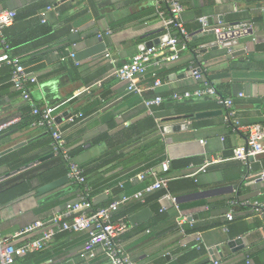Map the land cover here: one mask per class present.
<instances>
[{
	"label": "crops",
	"instance_id": "crops-1",
	"mask_svg": "<svg viewBox=\"0 0 264 264\" xmlns=\"http://www.w3.org/2000/svg\"><path fill=\"white\" fill-rule=\"evenodd\" d=\"M37 1L5 0L0 2V11L22 9ZM179 1L184 6L180 20L196 48L198 65L192 60L191 50L182 47L176 59L148 68L168 70L160 86L151 88L152 79L145 74L137 83L142 91L133 92L114 71L144 50L147 43L164 35V24L155 13L154 1L52 0L51 9L39 12L42 21L45 19L58 30L70 20L72 27L53 42L45 44L39 36L38 43L43 44L23 46V61L35 58L25 63L37 76L30 88L31 96L38 105L53 106L55 117L69 113L56 122L64 130L70 153L85 171L93 191L92 204L100 206L108 199L129 197L113 218L124 217L128 221L122 241L135 264H214L216 259L222 264H264V223L259 214V207L264 204V181L259 175L264 170V154L251 160L258 162L257 170L231 158L234 147L245 145L246 135L233 123L227 124V109L213 96L183 99L211 97L219 105L198 111L196 116L174 115L169 108L174 101L169 99L172 92L193 90L203 84L207 75L220 94L233 99L234 116L241 124L264 123V0ZM202 16L211 27L228 32L227 41L234 43L223 47L218 33L203 32L197 21ZM239 22H251L252 26L229 28ZM214 41L218 47L210 48L208 45ZM200 67L205 70L204 75L196 79L192 68L200 72ZM9 70L7 62H0V123L14 120L0 133L9 132L0 139V157L47 132L30 122L34 118L30 104L8 83ZM154 95L163 97L162 102L146 106L144 100ZM75 114L80 117L70 123L68 118ZM49 153L52 152L48 145L38 146L32 152L37 160L17 171L0 165V179L41 164L39 158ZM160 155L169 162L195 157L200 163L168 173L161 170V162L152 163ZM210 159L220 160L205 171L192 174ZM60 163L24 179L30 180V190L0 205V241H10L16 230L34 221H47L61 214L64 219L71 218L65 204L76 200L77 185L66 174L49 183H41L38 178ZM148 163L152 167L147 168ZM140 173H144L142 178L138 177ZM147 175L150 182L162 175L171 179L178 175L193 177L198 188L184 196L190 197L185 201L195 199L191 196L198 192L232 187L202 198L236 199L233 219H227V207L212 210L204 217L199 215L207 211V206L179 208L178 212L167 194L154 197L155 189L135 197L145 188L142 181ZM184 215L189 218L183 225L191 220L213 225L201 231L182 232L178 220ZM216 221H228L229 229L227 223L217 225ZM40 235V231H34L12 241L19 245ZM85 238V231L57 232L41 248L15 259L14 264H110L100 247L91 252L84 250ZM192 249L196 254L191 257L187 254Z\"/></svg>",
	"mask_w": 264,
	"mask_h": 264
},
{
	"label": "built area",
	"instance_id": "built-area-1",
	"mask_svg": "<svg viewBox=\"0 0 264 264\" xmlns=\"http://www.w3.org/2000/svg\"><path fill=\"white\" fill-rule=\"evenodd\" d=\"M158 8V16L164 24L166 40L160 41L158 44L146 47L135 53L131 60L118 65L115 69V74L119 79L127 83L128 91L140 92L142 89L137 84L140 77L145 75L149 67H157L164 60H174L177 57L180 48L185 46V43L180 41L177 36L179 32L183 39H188L189 34L183 28L180 20V14L184 10V6L179 0H153ZM161 2H165L168 6V12L165 13L161 9ZM48 5L46 10L51 9ZM15 16L14 10L0 11V44L3 52L0 54V62L5 61L12 65V70L9 77V82L12 87L20 92L22 98L29 102L31 112L37 116L32 122L33 126L43 127L51 137L50 148L53 155L61 158V161L67 167L66 176L72 183L81 187L78 191L76 200L65 204L66 212L71 213L70 219H64L63 215H53L47 221H34L33 223L16 230L10 241H0V264H13L18 256L37 250L45 245L52 237L61 231L78 232L85 231L86 238L83 242V248L86 252H91L95 247H100L109 259L110 264H135L129 254L126 252L122 234L128 229V221L124 217L113 218V213L118 207L124 203L129 197L121 196L120 199L112 201L107 206H99L92 208V198H89L90 187L86 181V175L83 168L75 161L69 148L66 144L64 130L56 122L54 107L50 105H38L34 102L31 96V85L37 82L36 74L28 69L26 65L21 62L18 56H10L8 53V44L4 39L3 28L13 22ZM197 21L202 24V31L212 30L215 33H220V27H211L207 19L202 16L198 17ZM252 26L251 22H239L231 25L229 28L233 30L244 29ZM109 32V30H108ZM109 56L108 53H106ZM111 60V59H110ZM112 61V60H111ZM191 69V68H190ZM194 78L200 79L199 71L192 68ZM152 75H155L154 70ZM162 81L156 77L151 88L160 86ZM241 95V94H239ZM213 96L217 103L227 109L225 120L231 122L237 129L243 131L246 135L245 145L236 146L232 149V159L241 161L245 165H249V161L255 159L258 155L264 154V123L241 124L234 116V102L232 98L221 96L210 82H203L202 85L197 86L193 90L174 91L170 94L169 99L180 101L190 97ZM163 97L156 96L144 100L146 106L158 105L162 102ZM80 114L71 115L68 118L70 123L77 121ZM14 123V120H9L0 123V133L6 130ZM216 160H205L192 174L203 172L205 169ZM160 168L167 171L169 168V161L163 160L160 163ZM260 178L264 181V170L259 173ZM2 177L4 180L7 177ZM144 173L138 175L142 178ZM171 178L168 176H158L155 180L145 187L143 190L134 194L135 197H142L144 192L154 189L167 187V183ZM171 198L174 207L179 212L177 198L167 194ZM238 201L233 199L230 205L237 204ZM259 214L264 223V204L259 207ZM227 219L233 218V211L230 208L226 214ZM188 216H180L178 223L180 230L184 232L183 224L188 220ZM188 222V221H187ZM192 220L189 222L191 223ZM40 231L41 235L38 238L27 240L26 242L16 245L13 239ZM214 264H222L217 259L213 261Z\"/></svg>",
	"mask_w": 264,
	"mask_h": 264
},
{
	"label": "trees",
	"instance_id": "trees-1",
	"mask_svg": "<svg viewBox=\"0 0 264 264\" xmlns=\"http://www.w3.org/2000/svg\"><path fill=\"white\" fill-rule=\"evenodd\" d=\"M2 1H5V0H0V2ZM52 3H53L52 0H39L33 5H30L22 9L14 10L15 16L13 18V22L10 25L3 28V35H4L5 41L8 44V53L10 54V56H18L21 59V62L23 64L31 63L33 62L35 58H31L28 61H23L21 57L22 55L20 53L23 49V46L26 47V45L43 44V42L38 43L39 40H37V38L39 36L41 37V40L42 38L44 39L45 44H47L48 42L49 43L53 42L55 40H58L62 35H64L67 31L70 30V28L72 27L70 20H66V24H64L58 30L53 29L52 26L47 21H45V19L44 21H42L43 18L39 14V12L45 11L46 7L48 5H51ZM76 5L77 4H75V6ZM73 7L74 5L71 6V9H73ZM161 9L164 10L165 13L168 12V6L165 2H161ZM155 13H158L157 8L155 10ZM177 36L181 42L183 41L185 43L184 47L191 50L192 60L194 61L195 64L198 65V60L196 56L197 54L196 48H194L191 38L189 37L188 39H183L182 35L179 32L177 33ZM7 64L10 67V70H9V77H10L12 65L10 63H7ZM167 71L168 70L161 72L158 69H154L155 75H152V70L148 71L146 74H148L151 77L152 83H153L156 77H158L162 81ZM203 71L205 70L200 67L199 73L201 75H204V73H202ZM203 82H210V78L206 75V79ZM8 83L11 85V83L9 82V78H8ZM220 95L225 97L222 94ZM156 96H160V95H154L152 97H156ZM147 98H150V97H147ZM218 106L219 105L216 103V101L212 99L211 97H202V98H198L197 100L196 98L183 100V101L174 100L172 103H170L169 108L172 109V114L174 115H180V114L181 115L182 114L194 115L198 111H201L204 109H212ZM36 118L37 116L34 115L33 120H31L30 122L34 121ZM152 123L154 126L155 125L154 122ZM231 123H232L231 120L227 121L228 125H231ZM244 124H250V123H244ZM50 143H51L50 134L46 132V134L40 139H37L25 146L20 147L17 150H14L0 157V165L5 164L7 166H10V169L14 171L20 170V168L26 167L30 163L37 160L38 157H36L35 154L32 155V152L36 150L38 146L44 147L48 145L50 148ZM162 158H163L162 155H160L152 163H156L157 161L161 162L163 160ZM152 163H148L146 167L147 168L152 167L153 165ZM199 163L200 162H198V159H196L195 157H185V158L173 159L169 162V169L167 172L169 173V171L173 172L174 170L184 169L188 167L190 164L199 165ZM249 164L253 170H257L259 167L258 162H253L250 160ZM66 173H67V167L62 162L59 165H56L52 167L51 169L42 172L41 174L38 175V178L40 179L41 183H49L57 178L65 176ZM142 183H143L142 184L143 188L146 187L147 185H150L152 183L150 182V175L145 176ZM77 187L79 188V190L81 189L80 186L77 185ZM30 188H31L30 180H25V181L19 182L16 185L0 190V205L25 194L26 192L30 190ZM197 188H198L197 183L193 177H185L184 175H178L177 177H173L172 179L169 180V182L167 183V187L155 189L152 192V194L154 195V197H159V196H162L163 194H170L176 197L177 199H179L181 197L194 193L197 190ZM92 196H93V191L90 187L89 198H92ZM231 200H233V197L220 196V197H214L212 199L201 197V198H195L191 200L188 199L186 201L185 200L180 201L178 202V206L181 210H184L185 208H193V207L200 208V207L207 206V211L200 212V215H199L200 217H204V216L210 215L211 211L215 209H220V208L224 209L227 207L233 210L234 205L229 204ZM112 201H114V199H111V200L108 199L105 202V204L100 205V206H107ZM95 207H99V206H95L92 204V208H95ZM114 217L116 218V216ZM224 223H227V227L229 229L230 223L228 221L227 222L216 221L214 224L221 225ZM188 224L183 225L185 233L201 231L213 225L212 223H197V222L195 223V221L191 223V226H189ZM195 254H196V250L192 249L188 251L187 255H190L192 257ZM18 257H16L15 259H17ZM14 263H15V260H14Z\"/></svg>",
	"mask_w": 264,
	"mask_h": 264
},
{
	"label": "water",
	"instance_id": "water-1",
	"mask_svg": "<svg viewBox=\"0 0 264 264\" xmlns=\"http://www.w3.org/2000/svg\"><path fill=\"white\" fill-rule=\"evenodd\" d=\"M210 32H213V31L211 30ZM217 37L221 41L220 44L223 47L224 46L225 47L229 46V45L234 43V41L233 42L227 41L228 40V38H227L228 37V32H226V31H221L220 33H218ZM166 38L167 37L165 35H163L162 37H160L158 39H155L152 42L147 43V47H150V46H152L154 44H158L160 41L166 40ZM216 42H218V40ZM217 44L218 43H215V41H214V42H212L211 45H208V46L210 48H217L218 47ZM205 48H207V47H205ZM203 49L204 48H202V50ZM65 114H63L62 116H60V115L56 116L55 117L56 121L59 122L63 116L64 117H68L69 116V113H67V115H65ZM195 116H196V114H195ZM170 118H174V117H170ZM167 129H171V127H167ZM7 134H9V132H5V133L0 134V139L3 138ZM39 161H42V163L38 164V165H34L33 167H29V168H27V169H25V170H23L21 172H18L16 174L8 177L7 179L1 181L0 182V189L13 186V185L23 181L24 179H29V178L33 177L40 170L47 169L53 164H56L58 162H62L61 158L58 157V156H54L53 153H49L48 155H46L44 157H40ZM231 188L232 187H224V188H221V189H214L211 192L210 191H208V192L207 191L198 192L195 195H192L191 197H196V198L197 197H205V196H208V195L224 192V191H226L228 189H231ZM187 198H190V197L179 198V199H177V201L180 202L181 200H184V199H187ZM193 218H196V215H193ZM236 241H239V239H237Z\"/></svg>",
	"mask_w": 264,
	"mask_h": 264
}]
</instances>
